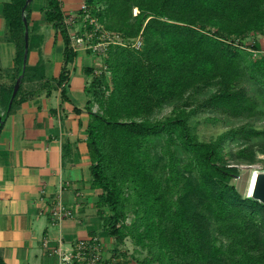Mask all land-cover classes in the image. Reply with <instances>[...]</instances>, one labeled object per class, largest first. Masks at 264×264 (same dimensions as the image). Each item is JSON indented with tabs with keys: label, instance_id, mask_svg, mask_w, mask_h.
Listing matches in <instances>:
<instances>
[{
	"label": "trees",
	"instance_id": "obj_1",
	"mask_svg": "<svg viewBox=\"0 0 264 264\" xmlns=\"http://www.w3.org/2000/svg\"><path fill=\"white\" fill-rule=\"evenodd\" d=\"M26 1L10 0L4 10L8 39L17 49L16 79L23 73ZM86 3L107 30L125 40L142 33L144 40L141 51L110 48L85 109L92 185L103 192L98 207L109 213L104 232L117 245L107 262L130 264L120 252L130 239L146 253L139 264H264V206L239 193L232 183L237 171L226 164L223 151L227 140L241 141L236 158L253 163L257 152L247 144L262 133L240 127L201 142L186 112L204 96L206 111L232 120L264 118V56L253 57L263 47L245 44L252 35L264 37V0ZM43 16L66 44L62 85L76 54L69 48L60 1L46 0ZM29 70L27 65L25 77ZM13 89L5 98L0 93V133L22 101L19 91L8 111ZM173 105L180 106L175 116L151 120ZM0 264H6L1 254Z\"/></svg>",
	"mask_w": 264,
	"mask_h": 264
},
{
	"label": "crops",
	"instance_id": "obj_2",
	"mask_svg": "<svg viewBox=\"0 0 264 264\" xmlns=\"http://www.w3.org/2000/svg\"><path fill=\"white\" fill-rule=\"evenodd\" d=\"M59 1L64 16L74 17L84 0ZM9 2L0 0L3 98L17 81V49L8 39L4 17ZM45 5L46 0H32L26 12L32 41L30 70L21 86L22 101L0 133V254L6 264H60L55 255L59 248L71 251L79 241L98 237L104 257L110 260L117 245L104 232L109 213L98 207L103 192L92 185L90 115L85 111L92 80L105 70V59L91 52L76 55L68 66L67 82L59 84L66 44L44 22ZM58 200L75 211L74 219L52 220Z\"/></svg>",
	"mask_w": 264,
	"mask_h": 264
},
{
	"label": "rangeland",
	"instance_id": "obj_3",
	"mask_svg": "<svg viewBox=\"0 0 264 264\" xmlns=\"http://www.w3.org/2000/svg\"><path fill=\"white\" fill-rule=\"evenodd\" d=\"M138 13L134 10V15ZM254 41L258 42L264 49V37L261 35H252L245 44H251ZM264 54L256 53L254 58H260ZM204 102V96L199 97L197 101L190 107H186V112L190 118V125L193 133L197 136L198 140L205 143H211L217 141L222 135L229 132L231 129H238L240 127L254 128L260 131L262 134L255 141L247 144L252 151H256L257 155L253 163L241 162L236 158L237 153L244 148L241 141L227 140L223 145V151L226 159V164L237 171L236 178L232 181L236 185L239 193L243 197H247L251 186L253 175L256 172L264 170V118L250 121V120H232L223 115L206 111L201 108V104ZM180 107L177 105L166 106L161 110H158L151 118L152 121L165 120L170 116H175V110ZM93 109L95 112L99 110L98 102L95 100ZM133 216L131 214L129 223L132 221ZM122 254L127 255V259L130 264H139L138 261H142L146 257L145 252H141L134 243L128 239L126 244L120 248ZM120 255L117 253V256Z\"/></svg>",
	"mask_w": 264,
	"mask_h": 264
},
{
	"label": "built area",
	"instance_id": "obj_4",
	"mask_svg": "<svg viewBox=\"0 0 264 264\" xmlns=\"http://www.w3.org/2000/svg\"><path fill=\"white\" fill-rule=\"evenodd\" d=\"M64 25L69 37V48L76 55L91 52L105 59L112 47L141 51L144 46L142 33L136 39L125 40L120 34L107 30L93 17L86 0L83 1L77 16H64ZM259 54H264V49ZM51 218L61 223L66 219H74L75 211L68 209L61 200H58L53 205ZM103 248L98 237H91L76 243L71 251L59 248L55 255L59 257L60 264H114L107 262Z\"/></svg>",
	"mask_w": 264,
	"mask_h": 264
},
{
	"label": "water",
	"instance_id": "obj_5",
	"mask_svg": "<svg viewBox=\"0 0 264 264\" xmlns=\"http://www.w3.org/2000/svg\"><path fill=\"white\" fill-rule=\"evenodd\" d=\"M31 3H32V0H27L23 8V21L25 25V53H24L23 73L19 76V78L17 79L14 85L12 97H11V100L8 106V111H11L14 99L18 95L20 88L23 84V80L25 78L27 58L29 54V27H28V22L26 18V12H27L28 7L31 5ZM2 124H3V118L2 116H0V128L2 127ZM248 198L264 206V170L256 172L253 175L251 186H250L249 193H248Z\"/></svg>",
	"mask_w": 264,
	"mask_h": 264
}]
</instances>
